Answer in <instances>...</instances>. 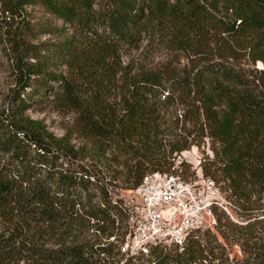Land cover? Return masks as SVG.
Returning a JSON list of instances; mask_svg holds the SVG:
<instances>
[{
  "label": "trees",
  "instance_id": "trees-1",
  "mask_svg": "<svg viewBox=\"0 0 264 264\" xmlns=\"http://www.w3.org/2000/svg\"><path fill=\"white\" fill-rule=\"evenodd\" d=\"M2 2L3 12L13 21L20 18L21 25L9 30L4 41L10 46L19 91L14 115H0V215L11 224L0 230V264H117V255L110 257V244L102 239L122 227L116 223L127 218L124 201L112 204L99 177L77 160L78 151L21 113L31 101L41 103L50 82L57 83L58 103L79 113L97 141L99 156L110 150L115 160L125 158L127 189H135L148 172H170L175 153L209 139L213 156H206L204 175L229 191L227 199L244 205L264 193V71L257 76L236 63L207 56L186 73L142 69L124 81L117 106L100 101L120 71L121 49L138 47L143 34L152 30H175L189 41L218 32L229 43L250 44L257 53L254 60L264 62V0ZM34 6H41L50 18L31 21L22 14ZM53 20L68 24L72 32ZM13 21L0 23L11 26ZM39 32L58 38L35 44L30 39ZM62 67L85 86L67 80L59 72ZM32 84L38 90L26 95ZM85 92L90 98L81 95ZM175 97L198 103V113L189 119L191 129L183 125L185 133L169 135L166 130L188 120L185 113L182 119L165 118ZM216 213L221 240L205 230L181 246L118 255L126 259L124 264H264V222L257 226L249 216L246 224H237ZM82 222L91 223L100 242L51 247L45 243L47 232H28L36 224L72 235ZM229 236L239 242L243 254L237 262L229 258Z\"/></svg>",
  "mask_w": 264,
  "mask_h": 264
},
{
  "label": "rangeland",
  "instance_id": "rangeland-1",
  "mask_svg": "<svg viewBox=\"0 0 264 264\" xmlns=\"http://www.w3.org/2000/svg\"><path fill=\"white\" fill-rule=\"evenodd\" d=\"M3 2L0 0V21L7 19L12 22L13 19L9 13L3 12ZM23 10L22 14H28V19L31 21H38L43 18H50L41 6L28 7ZM12 25L6 26L4 23H0V115L12 116L14 115L16 108V97L19 91V86L15 80V72L13 71V61L9 59V43L5 46L7 40V32L14 31L16 27L20 26V18L15 19ZM56 25L66 27L68 33L72 32V29L68 24L63 23L61 20H53ZM173 34L170 31L164 29L161 31L152 30L142 36V40L136 48H123L120 51L121 67L120 71L115 75L114 81L108 85L107 89L102 93L100 99L103 106L116 105L120 101L123 93L124 84L127 78L134 76L138 71L145 70H168L172 74L186 73L196 66L198 61L209 56L211 58L223 59L236 63L246 70L261 76L264 71V62L262 60H254L256 56L253 53V49L250 44L245 43L237 45L234 42L229 43V38L224 35H220L218 32H209L201 36H193L192 40H184L180 33ZM12 33V32H11ZM10 33V34H11ZM58 36L54 33H40L30 39L33 43L39 44L44 42H51ZM185 41H188L185 42ZM254 54V55H253ZM60 74L67 78V80H74L79 86L83 85V80L77 75L65 70V67L59 69ZM60 83V81H59ZM51 88L48 91H44L41 103L31 101L27 108H23L21 113L23 116H27L30 119L40 121L57 139L63 140L64 145H71L74 147L77 153V160L79 162L87 164L89 171L94 176L99 177L101 186L106 190L111 203L114 204L118 200H126L131 196L133 189H127L130 184L127 183L124 169L125 158L119 156L118 159H114L113 151L108 150L104 157L99 156V146L97 141L87 133L85 127L82 124L81 117L78 112L73 108L66 107L58 103L57 97V83L50 82ZM30 90H27L26 95L33 93L37 89L36 84H32ZM81 95L86 98H90L91 95L85 92ZM176 101L172 103L165 111V118L170 121H174L175 118H185L184 113L187 115V121H179V127L174 126L173 129H168L166 132L171 134H177L184 132L185 129L192 128L190 117L197 115L198 103H191L190 99L183 100V98L175 97ZM182 115L183 117H180ZM182 126V127H181ZM182 129V130H181ZM173 138V137H171ZM211 143L209 139H205L201 146H191L190 149L182 151L177 156L175 153L174 170L171 171L174 174L180 175L185 180H194L198 178V174L201 172L204 174L203 167L207 164V155L213 156V152L210 149ZM63 158V157H62ZM59 162V159H58ZM207 177V176H206ZM228 192H224L225 199L227 201V209L216 207L214 209L216 217V225L213 229H209L211 232L217 234L222 239L221 225L218 221L217 213H222L223 216L227 215L229 218L237 224H246L245 220L249 216H254L253 220H256L257 226H260L264 222V193L260 195H253L248 203H236L227 199ZM232 199H235L232 198ZM236 200V199H235ZM246 216V217H245ZM122 224V227L114 233V236L107 238V234L103 235L102 241L109 246L111 254L117 255V264H124L125 258H121L118 254L125 251L126 243H128V227L126 220L123 222L118 219L116 224ZM11 227L9 221L0 215V230ZM91 227V223L82 222L79 224L78 229L72 235L63 233V230H56L51 227L43 225L31 224L28 228V232H47L46 245L55 246L57 243L66 244L81 243L88 245L93 241L100 242L101 237L97 236ZM54 232V233H51ZM44 237V238H45ZM226 248L229 251V258L236 262L243 258V254L239 247V242L229 236L226 242ZM112 261V258H110ZM113 264V263H112ZM116 264V263H115Z\"/></svg>",
  "mask_w": 264,
  "mask_h": 264
},
{
  "label": "built area",
  "instance_id": "built-area-1",
  "mask_svg": "<svg viewBox=\"0 0 264 264\" xmlns=\"http://www.w3.org/2000/svg\"><path fill=\"white\" fill-rule=\"evenodd\" d=\"M123 205L128 227L125 251L130 253L181 246L193 233L213 229L216 207L227 209L221 186L201 172L194 180L172 171L148 172Z\"/></svg>",
  "mask_w": 264,
  "mask_h": 264
}]
</instances>
